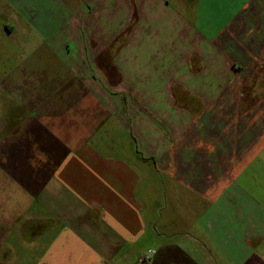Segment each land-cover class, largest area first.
<instances>
[{
    "label": "crops",
    "instance_id": "0c3cea01",
    "mask_svg": "<svg viewBox=\"0 0 264 264\" xmlns=\"http://www.w3.org/2000/svg\"><path fill=\"white\" fill-rule=\"evenodd\" d=\"M94 2L43 33L63 58L56 90L3 110L0 264H139L151 249L148 264H264V198L248 193L264 124L243 122L264 108L234 100L264 81V0H136L134 19ZM183 94L210 99L190 131Z\"/></svg>",
    "mask_w": 264,
    "mask_h": 264
},
{
    "label": "rangeland",
    "instance_id": "374dc122",
    "mask_svg": "<svg viewBox=\"0 0 264 264\" xmlns=\"http://www.w3.org/2000/svg\"><path fill=\"white\" fill-rule=\"evenodd\" d=\"M102 1L103 3L101 6H103L104 3L106 4L105 6H119V2L115 4L114 0H98V2L94 3L96 6L101 7L100 4ZM116 1H122L124 3L123 11L130 12L131 9L134 8L133 19L136 17V0ZM165 1L169 5H172L173 0ZM28 4L32 8H29ZM79 5H84V0H10L9 2L6 0L2 2V0H0V144L3 138L10 137L13 134L10 128H6L2 131L5 127L3 124L7 123L10 119L3 110L14 109L17 113V109L35 108L36 101H40L39 98L36 99L34 95L35 87L42 89L43 85L45 90L54 91L57 86V78L66 76L62 61L63 58L60 57L61 54L59 52H51V44L47 43L48 37L43 33L45 29L50 28L49 26L52 27L58 22V16L56 15V17H54L57 11H60L63 7H73L75 9ZM20 6H23V8ZM40 15L41 19L35 20V18ZM30 17H32V19ZM6 25L10 27L11 31L14 33H8ZM40 26L44 29L43 31L39 29ZM111 30L118 31L115 27ZM121 30L122 32L120 35L125 38L124 43L128 44L131 31V25L128 21L123 23ZM75 70L79 71L78 73L76 72L77 78L82 81L80 72L82 70H87L82 67L81 69L75 68ZM113 73L112 68H107V74L111 75ZM259 80L260 81H258L256 77L249 79V82L243 85L240 90L237 86L234 87V96H236L234 100L242 110L244 109L243 111L252 108L251 113H255L258 109L264 108V81L263 78ZM59 82L61 83V81ZM87 86L95 91L99 88L98 84L92 82V80L90 85ZM130 87L131 85H123L119 89H125L131 92L132 90H130ZM77 88L79 90L83 89V84L81 82L78 83ZM99 90L104 92L103 89ZM194 95L198 94L195 93ZM21 98L26 100L23 101ZM209 102L210 99L197 101L188 94H183L177 99L178 105L184 107L189 112L191 111L190 113L192 114L195 109V114L200 112ZM195 114L186 117L187 131H190L193 127V122L196 117ZM196 118L198 120V117ZM213 118L216 119V117ZM223 118H225L228 126H231V123L236 124L238 121L237 117L225 116ZM215 121L216 120L213 119V124ZM243 122L244 124L250 125H257L258 122L264 124V117H262V115H249L243 118ZM200 125L201 123L196 121L194 124V131H196ZM30 154V158H33V153L31 152ZM257 165L258 164H255L248 169V173L253 175V179L249 181L248 193L255 200L259 197L261 199L264 198V172L262 171V174L255 175L254 172H257ZM241 182L243 181L241 180L240 183ZM0 199L3 198L0 197Z\"/></svg>",
    "mask_w": 264,
    "mask_h": 264
},
{
    "label": "built area",
    "instance_id": "2783aa9c",
    "mask_svg": "<svg viewBox=\"0 0 264 264\" xmlns=\"http://www.w3.org/2000/svg\"><path fill=\"white\" fill-rule=\"evenodd\" d=\"M155 254L154 250H148L145 255L140 259L139 264H148L153 255Z\"/></svg>",
    "mask_w": 264,
    "mask_h": 264
}]
</instances>
